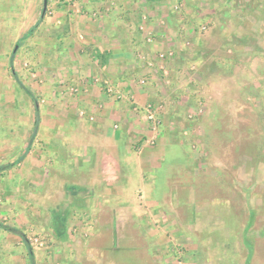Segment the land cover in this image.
I'll use <instances>...</instances> for the list:
<instances>
[{
	"label": "rangeland",
	"instance_id": "obj_1",
	"mask_svg": "<svg viewBox=\"0 0 264 264\" xmlns=\"http://www.w3.org/2000/svg\"><path fill=\"white\" fill-rule=\"evenodd\" d=\"M92 1L0 0V222L34 264H264V0Z\"/></svg>",
	"mask_w": 264,
	"mask_h": 264
},
{
	"label": "crops",
	"instance_id": "obj_2",
	"mask_svg": "<svg viewBox=\"0 0 264 264\" xmlns=\"http://www.w3.org/2000/svg\"><path fill=\"white\" fill-rule=\"evenodd\" d=\"M95 1H92L91 0V5H92V7L93 6H95L96 4V2L94 3ZM45 3H46V0H45ZM90 5V4H89ZM42 19H44V21L47 19V16L45 15H43L42 14ZM43 21V22H44ZM48 21V20H47ZM94 23H97V22H94ZM106 23H107V21H106ZM100 24V23H99ZM99 24H96V25H98V26H96L97 27V31H98V27H99ZM108 25V24H107ZM110 25V24H109ZM108 28V29H107ZM33 29V28H32ZM105 29H107V31H111L112 29H111V27L109 28V27H107L106 26V28ZM111 29V30H110ZM98 34V33H97ZM112 37V36H111ZM110 42H109V44H107L106 46H105V50L104 51H101L100 49H99V51L100 52H103V53H105V54H107V53H113V56H112V59H110V63L109 64H95L96 65V67H94L95 69H93V71L92 72H89V74L91 75V76H94V77H97V78H100V79H103L104 77H106V78H112L113 79V77H114V80H115V82H122V84H126V82H124V81H126V74L124 73V72H122L123 71V69H121V68H123L124 67V64H113V61L114 60H120V58H122L121 57V55H120V53L119 52H117V51H115V50H113V52L111 51L112 49H110V43H112V41L111 40H109ZM100 48H101V46H100ZM110 50V51H109ZM119 51H121V50H119ZM121 54H123V53H121ZM115 57V58H114ZM112 63V64H111ZM119 65H120V67H119ZM115 68H117V71L115 70L114 71V69ZM122 70V71H121ZM114 71V72H113ZM119 71H121V73H119ZM100 97V94L99 95H97L96 96V101H99V98ZM96 105H97V103H96ZM100 111V108L99 109H95L93 112H99ZM107 141V140H106ZM112 143V144H111ZM112 146H114V147H116V149L118 150V152L119 153H121V152H125V147H126V145H125V142L124 141H121V143L119 144V142H117L116 144L115 143H113V142H109L107 145L104 143L103 144V147H102V149L101 150H103V148L104 149H106L107 150V152L108 151H110V150H112L113 148H112ZM101 150H97V151H100L101 152ZM97 157H93V156H91L90 158H89V160L87 161L88 163L86 164V162H85V165L86 166H90V169H89V171L90 170H97L96 172H101V171H103L104 173H105V175H106V177L110 174V172H108V169H109V164H106L105 162H104V159H102V161L103 162H100L99 161V152H97ZM83 161H85V160H83ZM81 162H82V160H81ZM100 162V163H99ZM120 162V161H119ZM118 162V163H119ZM119 165V167H122L121 166V163H119L118 164ZM135 165H137V164H135ZM107 166V171H106V169H105V167ZM85 167H83L82 169H81V171H83V169H84ZM103 169V170H102ZM128 170V169H127ZM88 171V172H89ZM127 177V176H126ZM108 178V177H107ZM128 178V181H131V178L130 177H127ZM157 180H158V178L156 177L155 178V182H154V184H157ZM129 184H126V186H128ZM106 186H109V184H106ZM108 191H112L113 189L112 188H106ZM109 207V206H108Z\"/></svg>",
	"mask_w": 264,
	"mask_h": 264
},
{
	"label": "trees",
	"instance_id": "obj_3",
	"mask_svg": "<svg viewBox=\"0 0 264 264\" xmlns=\"http://www.w3.org/2000/svg\"><path fill=\"white\" fill-rule=\"evenodd\" d=\"M35 29H31L29 31V33L27 34V36L25 35V38L29 37L30 35H32L33 31ZM105 59V57L103 58V60ZM0 229H3L5 231H8L14 235H17L19 237H21L25 243V246L26 248L28 249V257L30 258V261H31V264H34V251L32 249V246L28 240V238L26 237V234L23 233L21 230H19L18 228H15V227H11V226H8L2 222H0Z\"/></svg>",
	"mask_w": 264,
	"mask_h": 264
},
{
	"label": "built area",
	"instance_id": "obj_4",
	"mask_svg": "<svg viewBox=\"0 0 264 264\" xmlns=\"http://www.w3.org/2000/svg\"><path fill=\"white\" fill-rule=\"evenodd\" d=\"M151 109H152V108H151ZM152 111H153V112H150V113H149V116H148V117H149V120L154 119V114H155L154 112H155V111H154L153 109H152Z\"/></svg>",
	"mask_w": 264,
	"mask_h": 264
}]
</instances>
